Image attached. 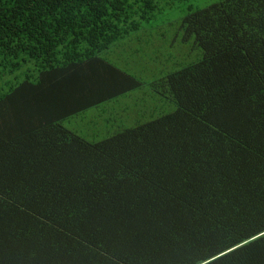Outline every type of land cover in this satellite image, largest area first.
Returning <instances> with one entry per match:
<instances>
[{"label":"trees","instance_id":"16d2710c","mask_svg":"<svg viewBox=\"0 0 264 264\" xmlns=\"http://www.w3.org/2000/svg\"><path fill=\"white\" fill-rule=\"evenodd\" d=\"M186 1L0 0V264H264V0Z\"/></svg>","mask_w":264,"mask_h":264},{"label":"rangeland","instance_id":"374dc122","mask_svg":"<svg viewBox=\"0 0 264 264\" xmlns=\"http://www.w3.org/2000/svg\"><path fill=\"white\" fill-rule=\"evenodd\" d=\"M215 0H188L186 2H184L181 6L176 7V8H171L165 15V22H169L170 20H175L178 21L180 17H182L187 11H188V7H204L210 3H212ZM188 3L191 4V6H188ZM164 28L167 29V32L170 34V36H173V34H176V30H174L173 25H167L165 24L163 26ZM174 30V31H173ZM180 38V37H179ZM181 39V38H180ZM180 42H177V46L175 48H169L168 50L173 53L176 54L179 51L181 52V54L184 56V59H190V53H189V49L190 46L186 43L181 42V40H179Z\"/></svg>","mask_w":264,"mask_h":264},{"label":"crops","instance_id":"0c3cea01","mask_svg":"<svg viewBox=\"0 0 264 264\" xmlns=\"http://www.w3.org/2000/svg\"><path fill=\"white\" fill-rule=\"evenodd\" d=\"M102 71H106L105 69H103Z\"/></svg>","mask_w":264,"mask_h":264}]
</instances>
